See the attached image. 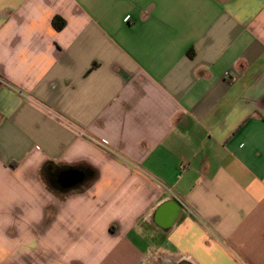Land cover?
Returning a JSON list of instances; mask_svg holds the SVG:
<instances>
[{
    "label": "crops",
    "instance_id": "crops-1",
    "mask_svg": "<svg viewBox=\"0 0 264 264\" xmlns=\"http://www.w3.org/2000/svg\"><path fill=\"white\" fill-rule=\"evenodd\" d=\"M0 264H264V0H0Z\"/></svg>",
    "mask_w": 264,
    "mask_h": 264
},
{
    "label": "water",
    "instance_id": "water-1",
    "mask_svg": "<svg viewBox=\"0 0 264 264\" xmlns=\"http://www.w3.org/2000/svg\"><path fill=\"white\" fill-rule=\"evenodd\" d=\"M80 180H82V175L76 171H69L61 176V183L64 187L73 186Z\"/></svg>",
    "mask_w": 264,
    "mask_h": 264
},
{
    "label": "trees",
    "instance_id": "trees-1",
    "mask_svg": "<svg viewBox=\"0 0 264 264\" xmlns=\"http://www.w3.org/2000/svg\"><path fill=\"white\" fill-rule=\"evenodd\" d=\"M55 25H56V20H55Z\"/></svg>",
    "mask_w": 264,
    "mask_h": 264
},
{
    "label": "rangeland",
    "instance_id": "rangeland-1",
    "mask_svg": "<svg viewBox=\"0 0 264 264\" xmlns=\"http://www.w3.org/2000/svg\"><path fill=\"white\" fill-rule=\"evenodd\" d=\"M129 18V17H128ZM127 20V19H126Z\"/></svg>",
    "mask_w": 264,
    "mask_h": 264
}]
</instances>
